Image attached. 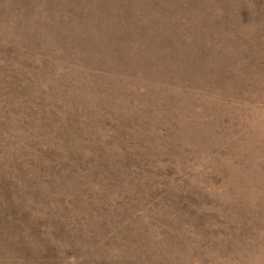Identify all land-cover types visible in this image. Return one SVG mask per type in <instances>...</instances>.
Returning a JSON list of instances; mask_svg holds the SVG:
<instances>
[{
    "label": "rangeland",
    "instance_id": "374dc122",
    "mask_svg": "<svg viewBox=\"0 0 264 264\" xmlns=\"http://www.w3.org/2000/svg\"><path fill=\"white\" fill-rule=\"evenodd\" d=\"M0 264H264V0H0Z\"/></svg>",
    "mask_w": 264,
    "mask_h": 264
}]
</instances>
